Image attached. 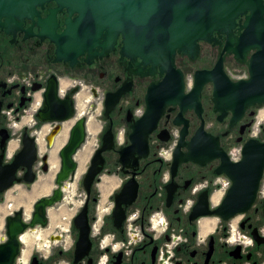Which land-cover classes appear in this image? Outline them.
Masks as SVG:
<instances>
[{
  "label": "flooded vegetation",
  "instance_id": "flooded-vegetation-1",
  "mask_svg": "<svg viewBox=\"0 0 264 264\" xmlns=\"http://www.w3.org/2000/svg\"><path fill=\"white\" fill-rule=\"evenodd\" d=\"M202 1L157 0L160 4L196 6L198 11L197 15L186 16L185 25H174L193 30L192 46L184 47L185 50L175 48L173 65L164 68L161 64L142 62L137 51L128 47L124 26L118 30L107 26L98 39L101 46L81 54L67 53V59H58L57 41L42 34L40 37L37 24L40 16L42 30V20L58 6L55 1L38 6L39 16L17 19L19 27L0 26L1 179H5L6 166L21 148L25 128L36 136V142L42 136L45 148L44 135L55 123L38 122L35 115L43 105L51 81L56 83L58 99L71 97L74 115L59 123L61 132L55 146L65 142L79 116L86 118L87 132L79 150L88 141L87 136L92 139L97 135L98 148L103 135L107 131L111 134V146L103 153L101 172L107 177L108 201L101 206L93 189L101 174L88 200L89 253L74 263L78 237L73 224L76 214L70 224V237L63 240L68 244L70 240V247L50 250L51 242L57 241L54 244L57 245L63 236L57 232L48 234L47 254L33 255L39 263L264 264V244L256 240L264 237V160L259 167L243 159L248 141L264 144V117L260 115L264 113V104L246 107L237 118L231 109L216 108L213 81L204 82L195 96L191 94L196 72L211 71L218 62L231 81L248 77L251 57L257 51L256 47L245 50L249 42L241 37L244 31L241 25L249 11L236 17L229 32L213 30L209 39H205L198 34ZM76 16L72 14L71 19ZM68 17L66 8L57 10L53 22L45 23L46 29L53 25L54 33L62 34ZM167 26L157 18L155 49L168 44V38L163 36ZM28 28L32 35L26 31ZM189 34L187 30L186 36ZM94 101L100 109L98 134L94 118L90 116ZM90 128L95 130L93 135ZM197 131L201 163L180 162L173 171V155L181 133L184 145L180 150L186 152ZM37 149L34 182L26 183L25 170L20 168L15 176L22 179L14 181L13 186L34 185L39 180L37 166L41 168L42 160L38 142ZM53 149L47 152L48 163ZM122 150L125 152L121 159ZM223 169H229L232 176L217 172ZM125 185L124 195L130 197L134 192V199L122 203L121 212L116 213V196L122 194ZM231 186L238 197L254 194L255 201L247 211L227 221L210 214L194 215L199 199L207 200L206 210H215ZM12 187L0 192V196ZM203 210L200 206L196 212ZM30 218L31 215L27 220ZM48 227L49 218L47 226L39 229L44 234Z\"/></svg>",
  "mask_w": 264,
  "mask_h": 264
},
{
  "label": "water",
  "instance_id": "water-1",
  "mask_svg": "<svg viewBox=\"0 0 264 264\" xmlns=\"http://www.w3.org/2000/svg\"><path fill=\"white\" fill-rule=\"evenodd\" d=\"M55 1L58 5L51 9L47 18L42 20L39 16L38 6L45 2ZM66 8L69 17L66 19V28L60 35L54 33V27L46 29L45 23L53 22L57 10ZM249 11L245 17L241 28H244L241 37L249 42L246 49L256 47L257 51L252 55L248 77L237 81H231L222 71L220 62L211 71H197L195 74L194 88L191 94H198L200 87L206 81L214 82V102L217 109H231L234 117L239 118L244 109L248 106H261L264 104V5L262 0H203L200 8L201 27L198 29L200 37L209 39V34L213 30L229 32L235 25V19ZM77 16L71 19L72 14ZM196 6L160 4L157 0H0V26L8 29L10 26L19 27L23 18L32 19L39 16L37 24L40 27L38 35L50 37L57 41L58 59H67V53L73 55L81 54L85 50H90L95 46H101L98 39L102 35L104 28L109 26L111 29H121L125 27V39L128 47L137 51V55L142 58L143 63H151L153 66L161 64L162 67L173 65L172 53L175 48L185 49L192 46V29L186 27L177 28L174 25H185L186 16L197 15ZM165 21L168 26L165 28L163 36L167 37L168 44L164 48L155 49L156 20ZM188 30L189 37L186 36ZM26 31L32 35L31 28ZM113 41V36L110 42ZM184 49V50H185ZM163 50H169L165 53ZM130 56V55H129ZM132 56V55H131ZM73 104L70 96L65 100L57 97L56 83L51 81L45 92L42 107L37 111L35 119L42 123H55L45 136L48 146H51L61 132L60 122L73 118ZM86 118L79 116L71 126L68 137L58 152L60 167L55 175L52 193L48 196L40 197L33 205L31 218L27 220L23 209H17L13 214L5 218L6 238L0 241V264H19L22 252L21 236L29 230L47 226V212L56 203L63 200V187L66 182L73 179L77 163L75 154L81 147L86 137ZM132 137V136H131ZM184 134L181 133L179 143L174 151L172 169L175 170L180 162L192 161L201 163L199 137L197 133L187 144V151L182 152L180 147L184 145ZM111 134L107 131L103 135L102 145L94 151L89 166L82 178V186L85 190L86 199L73 219L74 227L78 230V237L75 243V260L77 263L83 259L90 250L91 241L89 238L88 224V200L93 184L101 174L104 166L103 153L110 148ZM243 159L250 163L254 162L260 167L264 160V144H259L256 140L248 141L244 146ZM125 150L121 151V159ZM38 149L36 136H33L25 128L21 138V148L14 155L4 172L5 179L0 175V192L13 186V182H20L22 178H16L15 173L18 169H24L23 180L32 183L36 174L33 171L37 160ZM120 159V160H121ZM225 159V156H223ZM41 170L46 172L49 169L48 154L41 156ZM228 177L232 176L229 169L218 170ZM125 185L122 194L116 196L115 212H121V204L130 203L134 199V192L130 197L124 195ZM236 189L231 186L220 204L215 210H206L208 204L205 198L199 199L194 207V215L210 214L220 217L227 221L237 214L247 211L254 203L255 197L241 198L236 195ZM205 211L196 212L199 207ZM264 210V200H263ZM121 216H118L120 219ZM257 243L264 244L263 238H256ZM30 264H41L36 256L30 260Z\"/></svg>",
  "mask_w": 264,
  "mask_h": 264
},
{
  "label": "rangeland",
  "instance_id": "rangeland-1",
  "mask_svg": "<svg viewBox=\"0 0 264 264\" xmlns=\"http://www.w3.org/2000/svg\"><path fill=\"white\" fill-rule=\"evenodd\" d=\"M91 115L93 116L94 121L96 123V126H97L96 130H97V134H98V129H99L98 124H101V122L99 121L100 109H99L98 103L96 101H94L93 110H92L90 116ZM30 119H32V118H30ZM64 126L67 128L68 124H65ZM37 131L40 132L41 130H37ZM46 134L47 133H45V135H44L45 151L41 153V156L43 154H48L47 152L50 149H53L56 145V142H54L51 146H48L46 139H45ZM16 137L18 138V136H16ZM17 138H15V139L17 140ZM87 138H88V141L90 142L91 149L88 151L89 155L87 156L86 165H85V168L83 170V173L79 177L78 181H77V179L69 181V183L71 184V187L73 186V188L75 189V192H74V194H71V196L67 197L66 199L63 198V200H61L60 202L56 203L51 208H49V210H48L49 227L46 230H44V235H42V237H40V239H37V240H35L36 242L35 241L33 242L31 254L29 255L27 264L30 263L31 257L33 255L37 254L39 257H41V255L47 254L46 250L49 247L48 246L49 245L48 234H50V233L57 232L59 234H62V236H63L62 242L57 243V245H51L49 247L50 250L55 248V247H57V248H68V247H70L69 246L70 240H69V244H68V242L64 243L63 240H64V238L69 239V237H70L69 236L70 235L69 228H70V224L72 222V218L79 212V210L81 209V207L83 205V202L85 199V190L82 186V178H83V176H84V174H85V172L89 166L90 159H91V157L95 151V148L97 147L95 145L97 143V139H98L96 134L92 139L89 136H87ZM63 144H64V142L62 144H58L56 146V150H55L56 167H55L54 172L51 174L50 181L48 182V185L45 189H40V188L34 187V185L40 184L41 178L47 177V174L49 173L48 172L49 170H47L46 172H43L41 170V168L39 167V164H38V166H37V168H38L37 179H39V180L36 182V184H34V185L32 184L33 186L28 185V184L27 185L26 184H15L10 190H8L6 193H4L2 196H0V207L2 208V210L0 211V229H1L0 230V239H2V237H6V234H5V218H6V216L11 215L12 212H14L17 209H26L28 212H30V214H29V216H30L31 212L33 211L34 203L40 197L48 196L52 193V190L55 187V185H54L55 175L58 172L59 167H60V159L58 156V152H59V149L61 148V146ZM76 163H77V161H76ZM41 164H42V162H41ZM103 178L107 179L105 174H101L99 180L93 186L94 191L96 193H98L99 200L102 202V203L100 202L101 206L102 205L105 206V204H106L105 202L108 201L107 196H108V192H109V191H107L106 194L103 196L102 194L104 192H102L98 187V185L102 182ZM20 194H24V195H26V197L24 199H22ZM19 204H22V205H19ZM66 228L68 230H66ZM37 229H39V228H37ZM39 230H41V228ZM29 231H31V230H29ZM44 240H46V241H44ZM46 242H48V243H46ZM25 249H26V245L23 244L22 250H24V252H25ZM19 264H22V263H19Z\"/></svg>",
  "mask_w": 264,
  "mask_h": 264
},
{
  "label": "bare ground",
  "instance_id": "bare-ground-1",
  "mask_svg": "<svg viewBox=\"0 0 264 264\" xmlns=\"http://www.w3.org/2000/svg\"><path fill=\"white\" fill-rule=\"evenodd\" d=\"M260 115L262 117H264V113L263 112H261ZM94 133H95V130L93 128H90V135H93ZM37 142H38L39 149H40L39 151L41 153L44 152L45 148L43 146L42 136H40L38 138ZM90 149H91L90 142L87 141L85 143V145L79 151H77V153L75 155V160L77 161V168H76V171H75V174H74L72 180L77 179V181H78L79 177L83 173V170H84L85 165H86V159H87V156L89 155L88 151ZM55 150H56V146L54 147L53 151L51 152V159H50V162H49L50 166H49V169H48L49 173L47 174V177L41 178V186L40 185H34L35 188L45 189L47 187L48 182L50 181V176L54 172L55 167H56ZM99 186H100L99 187L100 189L102 188L101 190H102V192H104L102 195L104 196V194H106V192L108 191V188L106 186V182H105L104 178H103V182H101V184ZM63 191H64V197L63 198L66 199L67 197L71 196V194H74L75 189L73 188V186L71 187V184L68 181V182L65 183V185L63 187ZM20 195H21L22 199H24L26 197V195H24V194H20ZM29 214H30V212H28L26 209H24V215L26 216V218L29 217ZM47 215H48V212H47ZM42 235H44L43 234V230L41 231L39 229H33L31 231H26L25 233L22 234L21 241H22V244L26 245V249H25V252H24V250H22L20 258H19V263L27 264L29 255H30L31 250H32L33 242L35 240H37V239H40V237H42ZM2 239H3V237H2ZM44 241H46V240H44ZM56 242H53V243L51 242V245L56 244ZM46 243H48V242H46Z\"/></svg>",
  "mask_w": 264,
  "mask_h": 264
},
{
  "label": "built area",
  "instance_id": "built-area-1",
  "mask_svg": "<svg viewBox=\"0 0 264 264\" xmlns=\"http://www.w3.org/2000/svg\"><path fill=\"white\" fill-rule=\"evenodd\" d=\"M6 237H3V239H5ZM3 239H0V241H2Z\"/></svg>",
  "mask_w": 264,
  "mask_h": 264
}]
</instances>
